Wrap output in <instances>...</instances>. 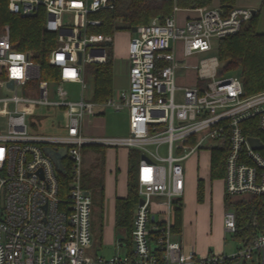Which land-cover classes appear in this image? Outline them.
Wrapping results in <instances>:
<instances>
[{
  "label": "built area",
  "instance_id": "built-area-1",
  "mask_svg": "<svg viewBox=\"0 0 264 264\" xmlns=\"http://www.w3.org/2000/svg\"><path fill=\"white\" fill-rule=\"evenodd\" d=\"M169 1L168 15L138 24L129 36L127 88L100 102L84 98L85 75L88 63L108 57L112 37L92 31L101 23L93 13L112 8L113 0H8V10L22 17L44 12V28L57 36L48 62L57 68L58 79L50 100L39 63L12 45L5 23L0 31V264H264L263 232L249 244L240 241L232 252L202 256L185 249L175 230L174 209L184 191L185 161L221 144L229 148L221 177L224 193H264V143L253 148L251 135L241 128V122L255 118L264 131V90L246 93L240 75L223 74L216 55L199 57L218 38L238 32L258 8L236 1L187 7ZM181 10L191 13L182 17ZM179 69L192 70L193 82L177 84ZM65 83L80 85L78 99L70 97ZM29 84H35L39 98L23 94ZM38 105L59 109L61 131L30 129L28 119ZM106 107L128 109L127 135L85 134L84 114ZM89 144L140 152L131 227L109 256L91 250L92 199L81 181V148ZM44 146L65 148L61 169ZM65 171L70 181L62 195L59 176ZM223 228L236 231L232 207L224 212Z\"/></svg>",
  "mask_w": 264,
  "mask_h": 264
},
{
  "label": "trees",
  "instance_id": "trees-1",
  "mask_svg": "<svg viewBox=\"0 0 264 264\" xmlns=\"http://www.w3.org/2000/svg\"><path fill=\"white\" fill-rule=\"evenodd\" d=\"M210 0H177L180 6L204 4ZM231 5L236 0H221ZM8 0H0V31L5 23L10 26L12 45L19 50L30 52L31 58L39 63L41 77L50 81L58 79L57 68L48 62L50 50L57 44V36L53 31L44 28L45 14L42 10L33 16L22 17L8 10ZM172 2L169 0H113V7L100 9L93 16L100 18L101 23L92 28L94 32L112 35L116 30H128L131 27L148 23L153 17L162 20L171 12ZM255 14L244 23L234 34L218 38L215 43L216 56L222 63V70L238 69V74L246 93L264 90V33L255 27ZM110 52V51H109ZM113 57L111 52L103 63H88L87 70L92 76L91 99L105 101L113 94L112 85ZM245 135L258 136L264 143V131L257 126V120L241 122ZM102 145L82 146V174L83 187L91 194V229L98 234L102 228L104 211V150ZM96 153L94 160L87 167L84 166V151ZM229 152L227 145L221 144L212 148L210 152L209 176L211 179L221 178L224 173V160ZM264 156V147L260 150ZM140 157L138 149L129 148L127 154V192L124 197L115 200V222L117 225L131 227L134 205L138 199L136 188V161ZM69 172H61L59 186L62 195L69 188ZM202 183L198 182L197 196L202 197ZM225 206L232 207L236 217V231L233 233L238 240L249 244L259 232L264 233V193L244 195H226ZM175 230L180 232L182 202L175 199Z\"/></svg>",
  "mask_w": 264,
  "mask_h": 264
},
{
  "label": "rangeland",
  "instance_id": "rangeland-1",
  "mask_svg": "<svg viewBox=\"0 0 264 264\" xmlns=\"http://www.w3.org/2000/svg\"><path fill=\"white\" fill-rule=\"evenodd\" d=\"M238 4H250L258 8V12L255 18V27L257 31L264 33V0H236ZM205 4V3H204ZM173 5V4H172ZM178 6H180L177 3ZM200 5V4H196ZM192 6V5H191ZM194 6V5H193ZM183 7V6H180ZM187 7V6H184ZM191 12L186 10L179 11V14L183 17ZM68 17V14L65 15ZM130 32L128 30H116L111 35L112 42L111 47L108 48L113 57V67H112V85L113 90L117 93L121 88H126L128 86V77H127V44L129 41ZM109 52V53H110ZM209 55H216L215 47L207 52H204L199 55V57H206ZM193 60V57L190 58ZM222 67V63H220ZM238 69H229L224 70L225 75L237 74ZM193 71L190 69H179L177 71L176 83L177 84H186L192 83ZM87 87L84 91V98L86 100L91 99L92 92V76L91 73L86 72L85 75ZM65 89L69 93L72 99H78L80 96V85L78 83H65ZM55 83L53 81L48 82V94L47 98L50 100L55 99ZM23 94L32 98H39V90L36 88L35 84L27 85L23 89ZM99 110L102 113H97L94 117L102 118V126L105 136H125L129 133V114L127 108H122L120 110H114L110 107H106ZM60 111L58 108L53 106H36L33 114L29 116L28 123L29 127L33 131H40L45 133H54L59 132L62 129L57 125L58 122H61ZM91 115L85 113L83 116L84 129L89 131L87 126L89 124V119ZM92 124V123H91ZM94 124V123H93ZM95 126V125H93ZM97 128V127H96ZM119 150L112 151L111 159L113 165L118 166L121 170L125 167V151ZM162 154L166 153L165 146L162 145L159 148ZM96 153H93L91 150H85L83 159L84 166L87 167L94 160ZM210 152L208 150H201L191 155V157L185 161V166L189 167L196 174L197 171L203 170V176L206 178V183L208 185L207 196L211 197L208 201V206L205 208L202 213L200 222L196 223V213L193 209L191 215V221L188 223L189 232L193 233L194 238L193 243L197 245L198 243H203L207 247V253L214 252L219 253L221 250L226 252H232L239 245V240L233 236V233L224 232L223 229V215L226 210V207L219 205L212 200L214 195H219L221 188L224 189L223 180H214L210 183L209 177L207 174L206 166L209 161ZM123 161V162H122ZM138 161H136L137 163ZM137 165V164H136ZM120 170V169H119ZM186 174L184 175L185 183ZM188 196L184 193L181 196L183 203L186 205L188 202ZM112 196L108 197V200L105 203L104 208V219L102 222V228L100 233L94 234L93 232V242H92V252L97 255L109 256L115 253L116 251V240L123 237L126 227L117 225L115 222V217L113 214V205H112ZM195 202V191L193 195ZM220 206V207H219ZM228 208V207H227ZM199 213V212H198ZM194 250V249H193ZM195 251V250H194ZM196 254L201 255L199 252L195 251ZM203 256V255H202ZM256 264V263H255Z\"/></svg>",
  "mask_w": 264,
  "mask_h": 264
},
{
  "label": "crops",
  "instance_id": "crops-1",
  "mask_svg": "<svg viewBox=\"0 0 264 264\" xmlns=\"http://www.w3.org/2000/svg\"><path fill=\"white\" fill-rule=\"evenodd\" d=\"M127 59V55H126ZM127 77H128V68H129V61L127 59ZM127 88V87H126ZM125 89V88H121ZM120 89V90H121ZM113 93H115L113 91ZM102 113V112H101ZM92 123V124H91ZM94 123V124H93ZM102 118L101 117H94V115L91 116L89 119V124L87 128L89 131H86L85 134L87 135H104L103 131V126H102ZM95 125V126H93ZM97 127V128H96ZM85 131V129H84ZM117 148H120V151H125V167L121 170L118 166L113 165L112 159H111V154L114 149V151L119 150ZM128 147H106L104 150V208H105V203L108 200L109 196H112V207H113V214L115 217V200L117 197H124L127 192V174H128V165H127V154H128ZM191 157V156H190ZM189 157V158H190ZM188 158V159H189ZM187 159V160H188ZM123 162V161H122ZM209 166H210V156H209V161L206 166L207 174L209 177L210 183L213 181V179L210 178L209 176ZM136 167L135 166V172H136ZM120 169V170H119ZM185 183H184V193L188 196V202L186 205L183 203V200L181 199L182 202V214H181V225H180V232L179 233V238L184 246L185 249H194L195 251L199 252L201 255H207V247L203 243H198L195 245L193 243L192 238H194L193 233L189 232L188 230V223L191 221V215L193 213V209H195L196 213V220L200 222L202 213L204 212L205 208L208 206V201L211 199V197L207 196L208 193V185L206 183V178L203 176V170L197 171L195 174L192 169L189 167L185 166ZM214 180H222V178H217ZM202 183V197L198 198L197 196V185L198 182ZM195 191V202L193 199ZM226 194L224 193V189L221 188L220 196L219 195H214L212 200L215 202H219L217 204L225 206V201L224 197ZM109 201V200H108ZM220 207V206H219ZM226 207V206H225ZM227 208V207H226ZM199 212V213H198ZM103 219H104V211H103ZM224 229V228H223ZM225 232V231H224ZM240 242V240H239ZM210 252V251H209ZM221 252H226L224 249L221 250Z\"/></svg>",
  "mask_w": 264,
  "mask_h": 264
},
{
  "label": "water",
  "instance_id": "water-1",
  "mask_svg": "<svg viewBox=\"0 0 264 264\" xmlns=\"http://www.w3.org/2000/svg\"><path fill=\"white\" fill-rule=\"evenodd\" d=\"M252 11L253 13L255 12L254 9ZM136 27L137 25L132 26L131 32H135ZM9 85H11V82L9 83ZM248 141L253 148H262L263 146V142L258 137L248 136ZM43 149L53 159V161L58 166V168L61 169L62 164H61L60 158L65 155V148L61 147L58 150H56V149H52L49 146H44ZM141 157L146 158V156L143 154L141 155Z\"/></svg>",
  "mask_w": 264,
  "mask_h": 264
}]
</instances>
